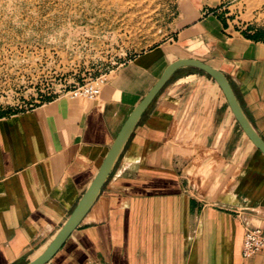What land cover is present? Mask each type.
<instances>
[{"label":"crops","instance_id":"1","mask_svg":"<svg viewBox=\"0 0 264 264\" xmlns=\"http://www.w3.org/2000/svg\"><path fill=\"white\" fill-rule=\"evenodd\" d=\"M166 43L112 72L95 102L0 115V264L36 259L123 126L179 59L225 73L264 138V0H180ZM264 155L217 83L179 70L143 116L97 203L51 264H264Z\"/></svg>","mask_w":264,"mask_h":264},{"label":"rangeland","instance_id":"2","mask_svg":"<svg viewBox=\"0 0 264 264\" xmlns=\"http://www.w3.org/2000/svg\"><path fill=\"white\" fill-rule=\"evenodd\" d=\"M183 6L180 0H0V115L71 99L88 80H108L166 43Z\"/></svg>","mask_w":264,"mask_h":264},{"label":"water","instance_id":"3","mask_svg":"<svg viewBox=\"0 0 264 264\" xmlns=\"http://www.w3.org/2000/svg\"><path fill=\"white\" fill-rule=\"evenodd\" d=\"M196 69L211 79H213L224 93L227 102L233 112V115L242 130L253 143L257 150L264 155V138L251 122L246 110L242 106L238 95L235 91L232 80L222 71L198 59H179L171 63L159 81L135 108L121 132L112 144L99 172L91 183L89 189L84 194L79 204L67 218L63 226L58 230L52 238L46 250L36 259L29 260L25 264H51L57 254L65 246L73 233L80 227L85 218L97 203L103 189L109 183L112 175L116 171L123 153L135 135L137 128L153 103L159 98L161 92L166 88L174 75L181 69Z\"/></svg>","mask_w":264,"mask_h":264},{"label":"built area","instance_id":"4","mask_svg":"<svg viewBox=\"0 0 264 264\" xmlns=\"http://www.w3.org/2000/svg\"><path fill=\"white\" fill-rule=\"evenodd\" d=\"M108 80L105 76L88 80L83 86L71 93V99L97 101L103 93ZM264 251V229L251 228L246 231L243 245V257L250 259Z\"/></svg>","mask_w":264,"mask_h":264},{"label":"bare ground","instance_id":"5","mask_svg":"<svg viewBox=\"0 0 264 264\" xmlns=\"http://www.w3.org/2000/svg\"><path fill=\"white\" fill-rule=\"evenodd\" d=\"M39 256H40V255H39ZM39 256H38V257H39ZM38 257H37V258H38Z\"/></svg>","mask_w":264,"mask_h":264}]
</instances>
